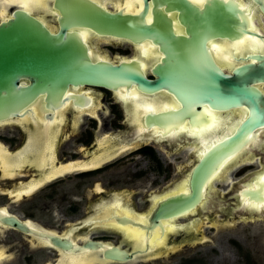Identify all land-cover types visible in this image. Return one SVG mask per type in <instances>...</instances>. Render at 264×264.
<instances>
[{
  "label": "water",
  "instance_id": "water-1",
  "mask_svg": "<svg viewBox=\"0 0 264 264\" xmlns=\"http://www.w3.org/2000/svg\"><path fill=\"white\" fill-rule=\"evenodd\" d=\"M142 13H124V8L101 10L93 0H55L58 31L54 34L36 16L14 8L0 19V119L19 113L23 105L45 92V109L74 101L76 109L86 107L89 96H64L67 86L109 88L121 106L124 125L117 127L119 142L139 140L134 148L156 138L177 145L196 146V164L166 192L150 196L154 207L145 213L118 210V196L109 195L92 203L88 219L55 235L65 237L71 250L51 241L64 253L93 250L73 235H87V229L122 226L114 249L124 256L107 254L114 260H130V254L152 252L154 245L172 249L164 232L181 231L175 215L201 217L226 207L210 181L252 155H259L262 170L230 184L236 200L232 216L264 215V32L258 12L264 18V0H151V22ZM185 36L173 34L167 12L178 10ZM264 21V20H263ZM90 26L131 38V43L149 40L159 43V63L147 78L139 61L127 64L90 62L83 36L67 29ZM19 78L29 83L18 84ZM263 85V86H262ZM124 101L131 110H124ZM219 115L211 131H198L207 113ZM22 112H27L23 110ZM20 112V113H22ZM205 212V216H201ZM231 216V217H232ZM128 240L131 250L121 247ZM91 241V240H90Z\"/></svg>",
  "mask_w": 264,
  "mask_h": 264
},
{
  "label": "flooded vegetation",
  "instance_id": "flooded-vegetation-1",
  "mask_svg": "<svg viewBox=\"0 0 264 264\" xmlns=\"http://www.w3.org/2000/svg\"><path fill=\"white\" fill-rule=\"evenodd\" d=\"M93 1L101 10L142 13L141 0ZM42 3L24 9L10 3L0 19L21 8L54 34L58 31L55 0ZM151 10L152 1L147 0L144 22H151ZM167 16L172 33L185 36L182 21H176L179 9ZM258 19L264 32L259 12ZM74 31L83 36L90 62L139 61L147 78L154 77L151 69L161 62L159 43L145 39L131 43L129 37L86 25L67 29V33ZM22 82L28 84L29 79L19 78L18 84ZM64 96H89V100L78 109L74 101L45 109L43 92L17 115L0 119V264H264V215L232 216L236 200L227 194L230 184L262 170L259 155H252V162L243 159L209 182L228 204L201 217L198 232H194L196 215H190V221L175 215L184 226L175 229V235L173 229L164 232V241L172 239V249H162L160 243L152 252L130 254V260L107 258L113 250L122 256L128 253L114 249L122 226L73 235V244L88 241L84 247L93 250L64 253L50 245L48 239L71 250L65 237L55 235L76 225L77 219H88L91 204L106 195L118 196V210L145 213V207H154L150 196L166 192L182 179L180 171L188 173L196 164V158H191L196 146L170 148L168 141L156 143V138L136 148L139 140L133 138L127 146L114 144L119 135L111 137V133H117L124 122L109 88L67 86ZM207 107L198 106L208 120L195 130L211 132L216 127L210 130L219 115ZM124 110H131L128 101ZM4 159L10 164L5 166ZM121 247L131 250L128 240H121Z\"/></svg>",
  "mask_w": 264,
  "mask_h": 264
},
{
  "label": "bare ground",
  "instance_id": "bare-ground-1",
  "mask_svg": "<svg viewBox=\"0 0 264 264\" xmlns=\"http://www.w3.org/2000/svg\"><path fill=\"white\" fill-rule=\"evenodd\" d=\"M44 0H5V2L2 0V1H0V3L2 2V7L0 8V13H1V15L5 12V8L6 7H8V4H12V3H17V4H19L20 6H22V8L24 9V8H32L34 5H36V4H40V6H43V4L45 3H42ZM46 1V0H45ZM138 1V0H137ZM140 1V0H139ZM4 2V3H3ZM127 2V1H126ZM125 2V3H126ZM132 3H133V1H132ZM132 3L131 2H129L128 3V5H127V7H131V5H132ZM42 4V5H41ZM0 5V6H1ZM37 6V5H36ZM35 7V6H34ZM38 7V6H37ZM45 8H46V6H44ZM133 7V6H132ZM132 9V8H131ZM29 10V9H28ZM33 10V9H32ZM35 10V9H34ZM85 34V33H84ZM149 56V55H148ZM217 115V114H216ZM215 115V116H216ZM213 118H214V116H213ZM212 118V119H213ZM217 119V121H215ZM214 121L215 122H211V129L210 130H212V128L213 127H215V126H217L218 124H219V119L218 118H216ZM214 129V128H213ZM210 132V131H209ZM3 164L5 165V166H7L8 164H10V161L8 160V159H4L3 160ZM75 258V257H74ZM78 261V260H77ZM81 261V260H80ZM85 261V260H84ZM73 262V261H72ZM75 262V261H74ZM83 262V261H82ZM80 263V262H79ZM78 263V264H79ZM83 263H85V262H83ZM82 264V263H81Z\"/></svg>",
  "mask_w": 264,
  "mask_h": 264
}]
</instances>
